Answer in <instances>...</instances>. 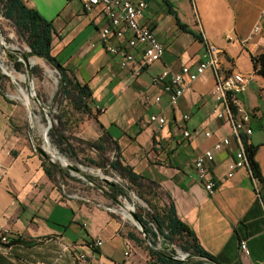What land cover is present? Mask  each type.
Masks as SVG:
<instances>
[{
    "label": "crops",
    "instance_id": "1",
    "mask_svg": "<svg viewBox=\"0 0 264 264\" xmlns=\"http://www.w3.org/2000/svg\"><path fill=\"white\" fill-rule=\"evenodd\" d=\"M85 1L24 0L52 22V54L69 75L89 85L93 115L104 108L75 136L97 140L107 134L116 141L123 163L161 186L179 219L221 264H264V189L248 167L228 177L240 144L227 117H219L226 106L213 95L218 77L251 76L248 91L237 100L252 116L253 134L246 138L260 146L256 161L264 176V135L255 133L256 126L264 132V78L255 72L246 44L251 40L260 45L259 53L264 50V24L253 33L264 0H146L140 23L153 30L166 51L135 78L101 44L99 31L108 21L100 8L86 11ZM208 45L221 49L218 67L188 82L179 105L172 107L153 78L165 69L204 61ZM3 74L0 69V264H78L82 253L87 254L83 264H150L148 252L128 237L110 206L65 195L47 176L26 138L27 107L10 97L11 82L1 79ZM152 114L162 115L167 124L150 122ZM185 114L191 119L184 124ZM183 128L190 137L183 136ZM225 138L229 145L214 153L210 175L216 186L209 194L191 162ZM96 239L103 245L91 251Z\"/></svg>",
    "mask_w": 264,
    "mask_h": 264
},
{
    "label": "trees",
    "instance_id": "2",
    "mask_svg": "<svg viewBox=\"0 0 264 264\" xmlns=\"http://www.w3.org/2000/svg\"><path fill=\"white\" fill-rule=\"evenodd\" d=\"M0 17L11 21L15 25L19 35L31 49V55H35L46 60L62 72L63 78L61 83V93L64 97L62 100H69L75 110L86 115H91V118L93 116H96L97 118L100 111L96 108L95 113L97 115H93V94L89 85L82 84L72 75H69L59 63L57 58L52 54V42L54 35L52 22L44 19L37 10L30 8L24 0H0ZM251 57L256 73L264 77V50L257 55H252ZM22 66L23 63L17 62L16 69L20 71ZM5 77L6 75L3 74L1 79ZM230 104V108L233 111L234 101L232 99L230 100ZM58 121L62 126L66 124V121L63 119H59ZM50 135L51 137H54L52 142L57 145L63 153H70L72 147H67L68 145L65 142L66 139L60 132L58 133L55 130H51ZM78 140L80 142L84 141L82 139ZM242 141L249 170L259 187L264 189V176L259 163L256 161V154L260 146L249 145L245 136H242ZM84 144L97 154V159H88V162L91 165H95L105 171L109 168L117 172L122 179H126L131 184L138 196L149 205L150 212L148 213V216L144 217L142 215H138V217L145 227V233L149 240L150 245L147 247L146 251L150 257V264H185L181 261L170 258L176 254L175 251H172L171 255L165 251L156 250L155 248H157L158 241L160 240L162 245H171L179 240L181 247L185 252L189 253L192 257L198 258L190 264H207V260L213 261L216 264H221L216 256L212 255L203 248L196 234L179 219L173 201L170 199L169 195L162 191L161 186L155 181L138 175L135 173L133 167L123 163L120 147L116 141L111 139L109 135L104 134L97 140H86L84 141ZM110 151H114L116 153L114 160H111V158L108 157V153H110ZM70 154L72 157L76 156V154L72 151ZM42 161L47 176L57 185V178L59 176L62 178L66 175L70 176L69 169L62 168L56 163H49L46 159H42ZM58 186L61 191L65 193V195L69 196L76 194L69 193L66 190V186L63 184ZM110 194L112 200H117L120 196L128 197L126 189L118 184L111 187ZM159 195H163L166 198L165 202H161L162 200ZM148 196L152 197V199ZM154 199H157V201L154 202ZM128 237L134 240L142 248L143 245L146 244L144 238L137 237L133 233H128ZM78 264L83 263L82 261H79Z\"/></svg>",
    "mask_w": 264,
    "mask_h": 264
},
{
    "label": "rangeland",
    "instance_id": "3",
    "mask_svg": "<svg viewBox=\"0 0 264 264\" xmlns=\"http://www.w3.org/2000/svg\"><path fill=\"white\" fill-rule=\"evenodd\" d=\"M4 46L7 47L6 50ZM30 52L31 49L24 39L21 38L15 25L11 21L0 17V64L4 65L3 68L6 70L7 74L4 73L5 71L1 66L0 69L6 75V79L11 82L12 92L9 93L10 97L22 104L23 107H27L25 99H30L31 106L30 108L27 107L26 125L28 133L26 134V138L29 145L32 147L34 153L38 154L42 159H46L49 163H56L62 168L67 169L60 161L51 155V153H54L53 150H55L58 152V155L68 163L72 164L74 167L81 168L85 173L84 177L70 171V176L66 175L64 178L59 176L57 178L58 185H65L69 193H76L82 197L87 196L91 198L92 201L98 203L102 201L105 203V206L122 208L130 217L125 216L123 210H120L117 216L124 221L127 232L133 233L137 237L144 238L143 232L134 224L130 210L134 211L136 215L147 217L150 212L149 205L138 196L131 184L126 179H122L117 172L109 168H107L106 171L102 170L88 162V159H97V154L84 144V141H86L85 139L76 137L75 134L81 131V128L85 122L91 118V115H86L75 110L69 100H62L64 99L61 93L62 72L46 60L31 55ZM23 55H27L29 61L33 63L29 69L25 64L22 57ZM17 62L23 63L20 71L16 69ZM28 78L30 79V84L28 83ZM33 93H35L36 98L39 99L46 112H44L39 104L33 100L31 97ZM59 119L66 121V124L62 126L58 121ZM49 121L51 122L52 128L48 131V138L51 143L52 151L49 150L45 141V134L49 126ZM255 128V133L258 136L264 135L261 127L256 126ZM51 130L61 133L66 139L65 142L68 145L67 147H72L70 153L71 151L75 153V157H72L70 153H63L57 145L52 142L54 137L50 135ZM78 139L84 141L80 142ZM39 147L47 152L48 157L44 158L41 155ZM115 155L116 153L114 151L108 153V157H110L111 160H114ZM98 173H102L104 177L126 189L128 197L120 196L117 200H112L110 194L111 184L105 183L101 179L102 175ZM88 179L92 182H89ZM148 197L152 199V197ZM159 197L162 200L161 202H165L166 198L163 195H159ZM153 201L156 202L157 199ZM149 245V242H146L143 248L147 250ZM155 249L165 251L168 254L175 251L176 254L173 256L184 259L183 263L185 264H190L198 259L185 252L179 240L171 245H162L160 240ZM125 260H127V258H125ZM206 262L207 264H212L211 262Z\"/></svg>",
    "mask_w": 264,
    "mask_h": 264
},
{
    "label": "built area",
    "instance_id": "4",
    "mask_svg": "<svg viewBox=\"0 0 264 264\" xmlns=\"http://www.w3.org/2000/svg\"><path fill=\"white\" fill-rule=\"evenodd\" d=\"M147 7L146 0H86L84 4L85 10L88 12L97 8L102 10L108 25L99 31V40L109 54L120 58L121 69L128 71L133 78L139 77L148 66L161 61L166 51V46L158 40L153 30L140 23ZM261 24H264V9L261 14V23L255 26L254 34L261 31ZM250 41H246L247 47L252 55H257L260 45ZM140 48L142 49L141 54H139ZM220 54L221 49L218 46L208 45L204 61L194 66L184 65L178 71L165 69L153 78V83L160 87L163 94L168 95L170 105L177 107L184 96L187 83L197 81L209 68H217ZM251 80L250 75L231 73L224 77H218L213 90L215 99L223 102L226 106V113L220 114L219 117H227L232 125L233 134L240 144V149L236 152V160L229 167L228 177H232L236 170L248 167L242 136L250 137L253 134L252 116L241 106L237 97L248 91ZM161 99V95L156 96L154 101L158 103ZM231 99L234 101L233 111L230 108ZM97 109L100 112L104 111V108L97 107ZM190 119L191 116L185 114L183 123H187ZM150 122L157 123L161 127L167 124L165 117L160 114H152ZM190 135L191 132L183 128V136L188 138ZM205 135L210 137L211 133L206 132ZM229 143V139L225 138L216 143L213 148L199 153L191 162L197 181L209 194L214 192L216 186L210 175V168L215 159L214 153ZM69 196L81 198L77 194ZM107 209L113 213H118L121 210L119 207H107ZM1 240L4 243L8 241L6 236H2ZM102 245L103 241L96 239L91 243L90 250L98 249ZM241 249L247 253L245 243L241 244ZM86 259V253L78 256V262Z\"/></svg>",
    "mask_w": 264,
    "mask_h": 264
},
{
    "label": "water",
    "instance_id": "5",
    "mask_svg": "<svg viewBox=\"0 0 264 264\" xmlns=\"http://www.w3.org/2000/svg\"><path fill=\"white\" fill-rule=\"evenodd\" d=\"M4 47H5V46H4ZM4 49L6 50L7 47H5ZM30 54H31V52H30ZM22 57H23V59H24V61H25V64H26L27 68L29 69V68L32 66L33 63L29 61L27 55H23ZM0 66L3 68L4 65L0 64ZM3 70L5 71V74H7V72H6V70H5L4 68H3ZM28 83H29V84L31 83L29 78H28ZM31 97L33 98V100H34L35 102H37V103L39 104V106L41 107V109H42L44 112H46L45 109H44V107H43V105L40 103L39 99L36 98L35 93H33V94L31 95ZM25 100H26V105H27V107L30 108V106H31L30 99L27 98V99H25ZM46 115H47V114H46ZM51 128H52V125H51V122L49 121V126H48V128L46 129V134H45V141H46V144H47V147L49 148V150L52 149V148H51V143H50L49 138H48V131H49ZM39 152L41 153V155H42L44 158L48 157L47 152H46L44 149H42L41 147H39ZM50 153H51V152H50ZM51 155L54 156L58 161H60V162L62 163V165H64V166H65L67 169H69L70 171H73V172H75V173H77V174H79V175H81V176H83V177L85 176V173H84V171H83L81 168L74 167L72 164L68 163L65 159H63L60 155H58V152H57V151H54V153H53V154L51 153ZM101 179H102L105 183H110L111 186L116 185V183H113L112 181H110L109 179H107L106 177H104L103 175H102ZM88 181H89V182H92L90 179H88ZM126 208H127V207H126ZM127 209H128V208H127ZM121 210H123V209L121 208ZM123 212H124V210H123ZM130 213H131V215H132V217H133L132 220H133L134 224H135V225H136V226H137V227L143 232V234H144V238H145V241H146V242H149V240H148V238H147V235H146V233H145V227L143 226V224H142L140 218L138 217V215L135 214L134 211L130 210ZM170 258H171V259H174V260H177V261H181V262L184 261V259L179 258V257L171 256ZM207 261L211 262L212 264H216V263L213 262V261H210V260H207Z\"/></svg>",
    "mask_w": 264,
    "mask_h": 264
},
{
    "label": "bare ground",
    "instance_id": "6",
    "mask_svg": "<svg viewBox=\"0 0 264 264\" xmlns=\"http://www.w3.org/2000/svg\"><path fill=\"white\" fill-rule=\"evenodd\" d=\"M50 151H52V149H50ZM53 151H55V150H53ZM98 174L102 175V173H98ZM124 214H125V216L130 217V215L126 211H124Z\"/></svg>",
    "mask_w": 264,
    "mask_h": 264
}]
</instances>
